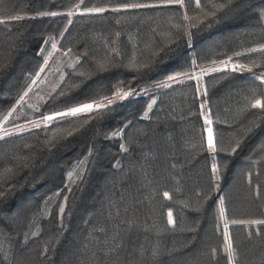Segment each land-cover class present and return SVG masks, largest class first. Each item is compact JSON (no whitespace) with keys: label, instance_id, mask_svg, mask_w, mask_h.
<instances>
[{"label":"trees","instance_id":"16d2710c","mask_svg":"<svg viewBox=\"0 0 264 264\" xmlns=\"http://www.w3.org/2000/svg\"><path fill=\"white\" fill-rule=\"evenodd\" d=\"M133 4L146 6L123 7ZM262 13L264 0H0V125L10 133L0 136V264H228L225 231L235 264H264V225L231 223L264 219V110L250 107L264 101L255 79L264 52L247 51L264 45ZM15 15L26 19H7ZM46 40L56 48L33 85ZM69 49L75 63L42 92L41 79ZM222 62L252 71L227 67L99 115L12 130L110 96L120 82L135 89ZM35 219L37 232L24 238Z\"/></svg>","mask_w":264,"mask_h":264},{"label":"snow or ice","instance_id":"6c2138e0","mask_svg":"<svg viewBox=\"0 0 264 264\" xmlns=\"http://www.w3.org/2000/svg\"><path fill=\"white\" fill-rule=\"evenodd\" d=\"M163 2L174 3V4H179V5L183 6L184 0H163ZM81 3H83V0H81ZM195 4H196L197 7H200L201 6V0H195ZM145 6L146 5L133 4V5H124L123 7L138 8V7H145ZM77 7H78V5H77ZM220 7L223 8L224 5L221 4ZM86 10L90 11V12H98V13L106 11V9H104V8H92V9H86ZM113 11H120V9L119 8L113 9ZM48 14L57 15L58 13H48ZM72 14L73 13L71 11H69L67 13L68 16H71ZM262 15H264V13H262ZM7 19L19 21V20L26 19V17L21 16V15H15V16L7 17ZM185 19H188V17L185 16ZM5 22H6L5 19H0V23H5ZM69 23H71V21H69ZM186 35L188 36V39L191 40L192 33H191L190 30L186 32ZM46 43H47V41H46ZM52 47L56 48V44L53 43ZM41 51L43 52L44 50L41 49ZM247 51L248 52H252V53L264 52V45H260L258 48L248 49ZM70 53H71V49H69L68 52L65 53V55H68ZM49 55H51V54H49ZM235 55L239 56V55H242V53H236ZM230 61H231V57H229V62ZM222 63H224V62H222ZM46 65H47V59H45V64L42 65L39 68V70L35 73V76L32 77L31 83L33 85L36 84L37 79L40 77V74L45 71ZM192 65L194 67H198V65L196 64L195 60L192 61ZM224 67L227 68L228 67V63H224ZM219 70L220 69H216V68L212 69V71H219ZM245 70L249 71V72L252 71L251 68H247L244 65H238L237 64V65H233L232 66V71H235V72H240V71H245ZM205 74L206 73L203 70L201 71V74L199 76L195 75V73L190 74L188 72H179V73H176L175 75H169L167 77V81L177 82V77H181V76L185 77L187 79L201 80L203 75H205ZM255 79L260 80L262 83H264V72L256 75ZM157 86H161V85L158 84ZM162 86H169V85L166 82H162ZM30 91H32L31 87H29L27 89V91H25L23 93V95H21L19 97V100L20 101L24 100L25 97L28 96V92H30ZM197 91H201V88H198ZM203 91H204V94L206 95L207 94L206 89H204ZM60 95H65V94L63 92H61ZM135 95H136L135 89H129L127 91H123L122 90V82H120V83H118L116 85V91L113 93L112 97H102L100 100H94L92 102H87V103H80L78 106L68 107L64 111H55V112H53L51 114L42 115L41 119L36 120V121H32L31 124H32V127H34V128H40L41 125H44L46 127V126L52 124L55 121H58V120L64 121V120H67L69 118L77 117V116H79L81 114L99 115L102 110L109 109L113 104L125 101V100H127L130 97L135 96ZM18 103H19V101H18ZM152 103H155V101H153ZM152 103H150L147 106L148 110H151ZM204 107H205V105L201 104V108H204ZM250 107L253 108V109L264 110V101H262L261 99L257 98V99L254 100V102H252L250 104ZM14 111H15V109L13 108L11 111H9L8 115L4 117V119L7 120L8 116H11ZM144 115H145V117H147V111H145ZM206 123L209 125V127L207 129V133H208V135H207L208 150L210 152H215L217 149H216V142H215V139H214V136H213V130L211 128L212 120L208 119L206 117ZM16 130L19 131V132L25 131V129L23 127H19ZM69 134L71 135V133H69ZM120 134H121L120 131H116V132L112 133L113 136H117V135H120ZM4 135L8 136V135H10V133L5 132ZM0 139H2V137H0ZM232 151L235 152L236 149H233ZM81 163H84V161H81ZM212 171L218 177L219 169H218V167L215 164L213 165ZM68 176L71 179L72 176H73V173L69 172ZM57 194H59V193H57ZM257 194H259V193H257ZM164 195L167 197L168 193H164ZM60 212L61 213L64 212V207L63 206H61ZM219 213H220V218L222 220H225L224 228L227 229L228 228V222L226 221V217H225L224 200H223L222 197L220 198ZM168 216H169L168 223L169 224H174L175 221L172 219V213L169 212ZM231 223L232 224L264 225V219L250 220V221L233 220V221H231ZM261 231H264V229H261ZM251 235H252V233H248L249 237H251ZM223 237L226 240V245H225L224 250L227 253L228 264H235L233 238H232L230 232H228V231H225L223 233ZM213 252L215 253V250H213Z\"/></svg>","mask_w":264,"mask_h":264},{"label":"rangeland","instance_id":"374dc122","mask_svg":"<svg viewBox=\"0 0 264 264\" xmlns=\"http://www.w3.org/2000/svg\"><path fill=\"white\" fill-rule=\"evenodd\" d=\"M46 41H47V43H46ZM46 41L44 42L43 47H42V49L44 50L42 52V54L44 56V59H48L49 56H50L49 54H51L52 51L54 50V48L52 47V44L54 43V41H52V40H46ZM75 61H76L75 56H73L71 54H68V55L63 54L62 56H60L56 60V63L53 65V67L48 72H46L44 77L41 79L40 85H39L40 88H41V91L44 92V93H51L57 87L58 83L60 82V80H61V78L63 76L64 67L68 66V65H72L73 63H75ZM219 63H215V64H212V65H207L206 67H204L201 70H199L200 72H198L197 70H193L192 72H188V73H190V74L195 73V75L199 76L201 74L202 70L206 74H209V73L215 72V71H212L213 68L220 69V70L224 69L225 68L224 65H218ZM232 66H233V64L228 65V68H232ZM186 80H190V79H187V78L181 76V77H177V82H172V81H167V78H164V79L155 81L153 83H150V84H148V85H146L144 87L135 88V91H136V95L135 96L146 94L151 89L153 91V90H156L157 88L165 87V86H162V82H166L168 85H173V84L180 83L181 81L183 82V81H186ZM195 81H199V80H195ZM158 84H160L161 86H157ZM123 91H127V90H123ZM112 95L106 96V97H112ZM132 97H134V96H132ZM98 100H100V99H98ZM62 111H64V110H62ZM30 126H32V125L28 124V123H25V124L16 126L12 130L13 131H17L16 129L19 128V127H23L24 129H26V128L30 127ZM207 129L208 128H206V139H207V135H208ZM8 131L9 130H5L0 125V136L4 135V133L8 132ZM48 208H49V203L47 202L46 206H45V209H43L41 214H46L48 212V210H47ZM37 220L38 219H35L32 222V224L30 225V227H29L28 231L26 232L24 238L31 237L32 235H34L37 232V230H38V221Z\"/></svg>","mask_w":264,"mask_h":264}]
</instances>
